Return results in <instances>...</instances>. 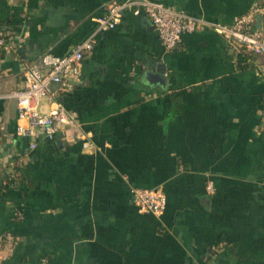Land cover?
Returning <instances> with one entry per match:
<instances>
[{
	"label": "crops",
	"instance_id": "obj_1",
	"mask_svg": "<svg viewBox=\"0 0 264 264\" xmlns=\"http://www.w3.org/2000/svg\"><path fill=\"white\" fill-rule=\"evenodd\" d=\"M111 1L0 0V264H264V54L210 28L167 50L126 11L58 98L93 145L16 132L23 63L70 52ZM154 1L224 24L264 5ZM134 187L160 188L165 211L141 212Z\"/></svg>",
	"mask_w": 264,
	"mask_h": 264
},
{
	"label": "built area",
	"instance_id": "obj_2",
	"mask_svg": "<svg viewBox=\"0 0 264 264\" xmlns=\"http://www.w3.org/2000/svg\"><path fill=\"white\" fill-rule=\"evenodd\" d=\"M126 11L148 16L167 50L175 49L182 41L183 34L210 28L243 51L264 54V29L255 26L257 15L264 16L262 4H253L231 24H224L190 15L154 0H113L107 4L104 13L96 18L93 32L70 52L64 55L45 52L36 61L23 63L25 85L8 94L17 100L19 119L28 121L27 125H17L18 134L35 138L41 132L46 138L54 140L64 133L69 142L82 140L84 148L93 145L90 134L82 129L78 115L67 110L58 98L63 92L72 90L80 80L83 60L93 50L98 34L115 28ZM11 37L10 31L0 30V47L12 49L14 44ZM43 97L49 100V112L45 114L38 109ZM257 130L264 132V108ZM31 145L33 147L34 142ZM207 187L209 193L215 191L213 182H209ZM132 199L141 212L160 215L167 207L166 194L160 188L134 187Z\"/></svg>",
	"mask_w": 264,
	"mask_h": 264
},
{
	"label": "water",
	"instance_id": "obj_3",
	"mask_svg": "<svg viewBox=\"0 0 264 264\" xmlns=\"http://www.w3.org/2000/svg\"><path fill=\"white\" fill-rule=\"evenodd\" d=\"M262 18L263 16L260 14L256 17V24L258 25V27L261 26Z\"/></svg>",
	"mask_w": 264,
	"mask_h": 264
}]
</instances>
